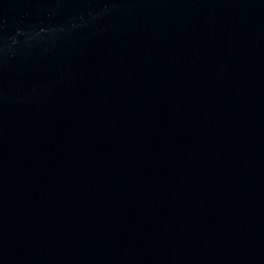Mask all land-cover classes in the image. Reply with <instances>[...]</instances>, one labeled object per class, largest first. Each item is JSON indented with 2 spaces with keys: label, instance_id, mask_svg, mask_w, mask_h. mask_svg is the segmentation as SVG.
<instances>
[{
  "label": "water",
  "instance_id": "95a60500",
  "mask_svg": "<svg viewBox=\"0 0 264 264\" xmlns=\"http://www.w3.org/2000/svg\"><path fill=\"white\" fill-rule=\"evenodd\" d=\"M0 264H264V0H0Z\"/></svg>",
  "mask_w": 264,
  "mask_h": 264
}]
</instances>
